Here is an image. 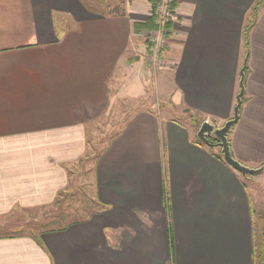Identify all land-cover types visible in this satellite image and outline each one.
<instances>
[{
    "label": "crops",
    "instance_id": "0c3cea01",
    "mask_svg": "<svg viewBox=\"0 0 264 264\" xmlns=\"http://www.w3.org/2000/svg\"><path fill=\"white\" fill-rule=\"evenodd\" d=\"M94 2L0 0L1 219L54 202L96 124L136 107L93 161L100 210L65 230L0 236V264H256L264 173L243 178L191 122L233 119L247 55L231 150L264 166V0H178L158 73L140 35L153 3L110 14Z\"/></svg>",
    "mask_w": 264,
    "mask_h": 264
},
{
    "label": "rangeland",
    "instance_id": "374dc122",
    "mask_svg": "<svg viewBox=\"0 0 264 264\" xmlns=\"http://www.w3.org/2000/svg\"><path fill=\"white\" fill-rule=\"evenodd\" d=\"M100 1L101 4H103L101 8L103 12L110 14H119L121 12V4L124 3L126 0H96V2H94V5H97L98 7V3H100ZM149 1L153 3V6H155L156 0H149ZM177 1L178 0H176V2ZM108 3L109 5L110 4L112 5L106 8L105 4ZM175 24H177V20ZM149 32L150 33L153 32V29L146 30L140 33L141 38L144 39L145 42ZM168 42L169 43L167 49L169 48L172 42L171 36L169 37ZM146 44L147 46H149V51L151 53L152 51L151 45L148 44L147 42ZM248 46H246L247 52H248ZM149 57L151 62V68L155 72L158 73V70H162V68H164V67H161V69L157 68L158 66L156 64L157 63L156 56H154L152 53ZM244 98L245 95L242 98L243 104H244ZM139 108L146 110L148 107L142 106ZM113 109H114L113 117L110 118L109 114L104 116V118L96 124L97 128L91 132V135L93 134V136L87 139L88 151L86 157H84L83 160L76 163L75 165L70 166L68 170L69 184L66 190L60 193L57 196L56 200L52 203H49L47 205H41L38 207H32L30 209H18L16 212H13L14 214L12 216L5 217L2 219L0 218V236H13V235L16 236L23 234L34 235L40 231L51 228H57L60 225L70 223L74 220H85L86 218L90 217L93 213H96L97 211L100 210V206L96 200V194H95L94 178H93V165H94L93 161L106 148L112 136L116 135L123 127L125 120L128 116L127 115L124 117L123 114L125 113V110L128 109L130 116L132 112L136 110V107L133 108L131 106L121 105ZM187 120L189 123L190 122L189 119L183 120V122L188 124ZM191 123L198 124L197 128L199 129L200 126H202L200 125V122L198 120H193V122ZM197 140L199 141L198 138ZM229 143L231 146L230 136H229ZM214 149H219V148H214ZM219 151H220L219 152L220 156L223 158L221 149H219ZM243 178L249 180L252 179L253 177L248 176ZM255 231L257 237V244L259 245L264 232V205L260 209L255 210Z\"/></svg>",
    "mask_w": 264,
    "mask_h": 264
},
{
    "label": "water",
    "instance_id": "95a60500",
    "mask_svg": "<svg viewBox=\"0 0 264 264\" xmlns=\"http://www.w3.org/2000/svg\"><path fill=\"white\" fill-rule=\"evenodd\" d=\"M248 57H246L244 61V67L240 71V93L237 96V105L234 109V117L222 128H216L210 122H204L200 129L197 132V138L203 144L208 146L211 149L219 148L221 149L224 161L232 167L236 172L241 174L243 177H257L264 173V166L258 169L249 168L239 161H237L232 154L231 146L229 143V136L234 127L238 124L240 119V109L242 107L243 101L242 98L245 95V77H246V69H247Z\"/></svg>",
    "mask_w": 264,
    "mask_h": 264
},
{
    "label": "built area",
    "instance_id": "2783aa9c",
    "mask_svg": "<svg viewBox=\"0 0 264 264\" xmlns=\"http://www.w3.org/2000/svg\"><path fill=\"white\" fill-rule=\"evenodd\" d=\"M176 4V0H156L150 15L154 21V29L153 32L148 33L146 42L151 45V53L156 56L157 68L160 69L165 65L161 53L168 47V40L171 34L169 28L178 19Z\"/></svg>",
    "mask_w": 264,
    "mask_h": 264
},
{
    "label": "trees",
    "instance_id": "16d2710c",
    "mask_svg": "<svg viewBox=\"0 0 264 264\" xmlns=\"http://www.w3.org/2000/svg\"><path fill=\"white\" fill-rule=\"evenodd\" d=\"M259 6V5H258ZM252 25L247 26L246 30H245V39H246V44L247 46L249 45V31L251 29ZM154 29V28H153ZM222 159V157H221ZM90 217L86 218L85 220H74L70 223L64 224V225H60L57 228H51V229H46V230H65L67 227L76 224V223H81L84 222L86 220H88ZM256 264H264V232L261 238V242L259 243V245L257 244V251H256Z\"/></svg>",
    "mask_w": 264,
    "mask_h": 264
}]
</instances>
